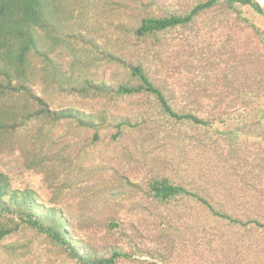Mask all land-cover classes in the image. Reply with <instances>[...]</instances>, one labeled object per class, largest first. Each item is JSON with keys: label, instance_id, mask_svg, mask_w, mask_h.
<instances>
[{"label": "trees", "instance_id": "16d2710c", "mask_svg": "<svg viewBox=\"0 0 264 264\" xmlns=\"http://www.w3.org/2000/svg\"><path fill=\"white\" fill-rule=\"evenodd\" d=\"M97 2L0 0V153L19 150L26 157L25 166L44 175L56 203L71 198L90 200L88 193L94 191L92 201L100 193L106 196V207L107 198L118 199L128 191L115 195L102 191L107 186L105 174L94 180L80 166L103 141L105 128L113 130L110 139L118 148L116 158L123 159L131 157L136 140L124 139L130 130L151 125L157 137L160 133L172 137L176 125H193L196 136L208 138L204 145L195 143L196 149L206 148L208 159L215 160L211 170L198 177L204 180L206 191H188L167 179L154 178L148 182V199L167 205L184 194L209 213L211 221L201 226L193 218L187 226V264H264V219H243L223 209L235 208L232 204L240 193L232 191V186L231 191H211L225 183L211 180L221 169L220 158L226 154L230 161L225 168L236 170V157L248 147L247 137H264V29L244 11L252 9L264 17V7L257 0H196L183 10L170 12L159 7V0H101L113 18L107 34L100 35L107 21L95 19ZM154 7L163 14L147 11ZM225 13L230 17L222 16ZM205 16L202 22L209 19L212 28L234 30L228 35V50L220 54L227 59L214 65L201 55V64L192 70L187 57L179 83L174 80L171 57L155 44L175 30L191 33ZM100 60H109L112 83L89 74ZM65 90L85 103L140 98L144 109L135 118L120 119L111 118L106 110L85 111L71 103L53 107L51 91ZM202 108H209L203 117L193 112ZM122 139L132 146L120 149ZM140 139L135 150L146 152L150 146L144 144V136ZM179 140L175 137L169 142L165 154L175 157L174 149L184 153ZM158 142L153 145L161 146ZM114 175L128 183L116 169ZM131 211L135 216L146 214L145 219L127 224L104 213L98 215L99 220L89 214L87 221L72 228L71 220L56 205L47 207L35 190L14 187L11 177L0 171V247L4 250L8 246L2 243L26 226L45 237L53 252L65 256L68 264H180L176 243L180 241V250L184 248L183 229L173 225L175 218L181 219L180 213L170 215V224L161 221L156 225L152 213L140 208ZM157 235L159 241L165 238L162 249L146 247L144 236L156 239Z\"/></svg>", "mask_w": 264, "mask_h": 264}, {"label": "rangeland", "instance_id": "374dc122", "mask_svg": "<svg viewBox=\"0 0 264 264\" xmlns=\"http://www.w3.org/2000/svg\"><path fill=\"white\" fill-rule=\"evenodd\" d=\"M97 1V14L95 19L100 17V21L103 19L107 21L104 23L103 30L99 32L100 35H105L109 30L108 24L111 22L113 15L107 7H104L105 5L102 4L101 0ZM195 1L196 0H159L158 3L162 10L165 9L166 11L175 12L185 9ZM257 1L264 7V0ZM147 11L153 14H163V11L161 12L157 7L149 10L147 9ZM244 11L264 29V17L262 15L248 8H245ZM142 14L143 13H140V15ZM222 16L230 17L227 13ZM206 18L208 17L205 16L201 19L199 23L200 27L195 28L191 33L183 35L175 30L171 33L162 35L161 41L155 44L158 46L157 48H161L166 57H171L175 70L174 80L177 79L178 82L181 77L179 71L182 69L187 57H190V60H187V62L188 65L192 66V70L197 69V66L201 64L198 59L201 55L204 58L209 57L208 61H212L211 63L214 65L220 62L222 58L227 59V57L220 56V54H224L228 50V35L234 33V30L230 31L227 28H212L213 25L210 27L209 19H207L205 23L202 22V20ZM116 33L118 34L119 31H116ZM122 37V35L119 37L120 44L124 43L121 41ZM99 40L100 39H98V41ZM101 42L102 41H100V43ZM207 54H211V56ZM100 63L99 67H91L89 74L96 80L103 79L107 83H112L111 81H114V79L111 76L112 68L109 66V60H100ZM189 77L194 78L193 75H189ZM118 79L120 80L121 78L118 77ZM176 86L179 87L178 84H176ZM36 89L41 92L40 88L36 87ZM176 93L177 95H181L179 92ZM49 99L53 107L64 106L71 103L85 111L94 110L93 112H96L97 110H106L107 113L111 114V118L115 115L117 118L120 117V119L135 118L138 112H140V109H144V106L141 107L143 101L140 98L103 99L85 103L81 101L80 98L75 97V95H70L66 90L61 92L51 91ZM208 109L209 108H202L201 111L194 110L193 112L203 117L208 113ZM261 119L263 123V132L264 114L261 116ZM134 121V123L138 122L137 120ZM167 128L170 129V127ZM140 129H138L139 131L137 132L133 130L132 132L130 130L131 133L127 132V134L130 133L129 136L124 138L132 140L135 137L136 139L133 142L134 148L132 147L131 149L132 153L130 152V158H128V156H124L123 159L116 158L117 156L115 154L118 148L113 146L116 145V143L110 139L111 133H114L110 127L105 128V131L102 133L103 141L100 145L93 147V154L91 153L84 163L80 165L84 168L83 170H85V176L88 171V173L90 172V176H94V180L97 179V175L101 173L105 174L107 186L102 191H109L112 195L117 194L118 191H128L126 193L127 196L123 195L118 199L112 198V200L109 201L107 198L106 207L103 204L106 196H102L100 193H95L96 197L94 201H92L94 191L88 193L90 200H87L88 198L81 200L79 198H71L60 204L56 203L53 200V194L44 183V175L28 169L25 166L26 157H24L19 150L9 153H0V171L11 177L14 187L35 190L47 207L56 205V207L61 209L64 215L71 220L70 224L72 228L73 226H77L79 222L87 221L86 216L89 214L91 216L96 215V220H99V214L101 215L104 213L105 215L116 217L127 224L132 221L138 223L139 220L145 219L144 217L146 214L135 216L133 214L134 212L131 210L133 208L136 210L140 208L145 210L146 213L147 211L152 213L154 215V223L158 225L161 221L170 224V215L180 213L181 219L180 217L175 218L173 220V225H178L183 229L181 238L184 240V248L180 250V241H178L176 243V247H178L176 251L179 254L178 261L180 264H187V254H189L187 245L189 248L190 244L187 226L193 223V218H197V223H200L202 226L204 223L211 221V219H209L210 215L200 203L193 201L189 196L184 194L178 196L177 199L172 200V202L167 205H158L151 202L147 196L148 182L154 178L160 180L167 179L169 182L180 185L188 191H206L204 190L206 184L202 182L204 180H200L198 177H200L199 175H203V173L209 172V170H211L209 167L210 165H214L215 160L208 159L209 151H205L206 148L203 147V149L198 147V149H196L195 143H199V146L204 145L208 143V138L205 137V134L196 136L198 132L197 128L187 123L176 125L173 130H171L173 131L172 137H167L166 134L162 137V133L159 132L161 134V137L158 136L160 139L155 134V130L151 125L143 126V128ZM143 136L144 139L146 138L144 144L150 147H148L146 152H143L142 148H137L139 150L136 152L135 147L141 144L140 137ZM175 137L180 138L179 143L181 145L183 144V150H185V152L180 154L174 149L178 155L172 157L169 156V154H165V151H168V147L171 146L169 142L171 143ZM150 139L153 140L150 141ZM156 140H160V143H162L161 146L156 147L153 145ZM247 140L248 147L246 149L242 148L239 156L236 157L239 162L236 170L231 171V169L225 168L226 162L230 161L227 160L226 154L220 158L221 169H218V173L215 174L216 176L211 177V180L214 184L217 181L216 179H219L218 184H220V182L222 183L223 180V183L225 182L223 185L224 188L222 186L220 189H213V187H211V191H231L230 187L232 186V191L240 193L236 200L233 201L232 205H234L235 208L223 209L230 212L233 211L235 215L243 219L252 216L263 220L264 137L256 138L252 136L247 137ZM153 141L155 142L152 144ZM222 142L223 140H221L220 144L225 146V143ZM160 143L158 142V145H160ZM127 146L130 148L132 142H127L126 140L121 141L120 149L122 148L123 150V148ZM202 151L205 152L203 153ZM118 154L120 153L118 152ZM99 157L101 159H99ZM251 166H253V168ZM93 168L98 170L95 172ZM114 169H116L120 175L128 178L129 184L125 180L119 182V177L116 175L113 176ZM212 169H214V167ZM120 183H122V187L127 185V188H120ZM97 191H101V188ZM131 191H135L133 195H129ZM147 218H149V215H147ZM162 225V227H165L164 224ZM160 228L161 227H159V229ZM169 231V229L166 231L167 236ZM175 237H177V235ZM144 239H147L146 243L148 246L146 247H151L152 249H157L159 246L162 249V245L164 243L166 244L165 238L159 241V235H157L156 239H153L151 236H144ZM139 243H141V241ZM2 244L8 246V249L4 250L3 247H0V264H68V260L65 256H60L53 252L52 248L48 246L45 237L38 235L34 230L26 226L21 227L16 234L5 240Z\"/></svg>", "mask_w": 264, "mask_h": 264}]
</instances>
